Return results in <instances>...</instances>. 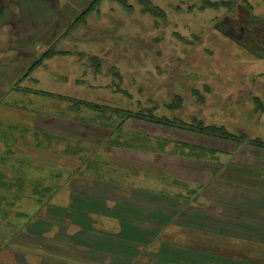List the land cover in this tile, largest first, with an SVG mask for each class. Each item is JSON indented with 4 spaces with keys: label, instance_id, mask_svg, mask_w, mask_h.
<instances>
[{
    "label": "crops",
    "instance_id": "1",
    "mask_svg": "<svg viewBox=\"0 0 264 264\" xmlns=\"http://www.w3.org/2000/svg\"><path fill=\"white\" fill-rule=\"evenodd\" d=\"M19 1L10 0V5L27 6L30 11L18 21L7 16L9 6L0 1V30L7 28L6 34L0 32V100L11 91L24 93L23 85L31 80L34 88L28 93L49 99L47 104L54 109L40 106L27 119L22 116L32 130L15 145L11 156L0 146V160L6 158L0 166L25 169V177L32 179L49 170L55 175L54 184L65 187L58 202L44 206V218L21 227L0 221V264H264V160H235L243 157L247 144L222 139L212 138L209 143L239 148L210 147V159L182 151L158 153L122 142L120 133L127 122L126 136L161 137L168 150L183 146L170 137L185 134L129 117L126 112L133 111L115 104L119 89L114 88L113 79L107 82L88 63L97 53L88 55L76 46L75 50L56 49V38L47 50L54 51L51 57L31 69L47 53L40 54L34 47L40 29L15 32V47H11L9 26L21 21L48 26L57 20L66 25L73 22L36 17L42 9L39 4ZM55 31L50 33L53 37ZM28 56L33 61L20 60ZM60 57L70 58L71 69L60 67ZM14 71L20 75L9 81ZM41 85L47 90L40 89ZM57 86L65 90L56 93ZM86 90L90 97L83 95ZM79 104L110 105L116 112ZM111 116L120 121L116 128ZM158 128L167 130L165 136L155 132ZM142 129L151 132L144 136L139 134ZM94 146L99 150L97 162L88 150ZM255 149L264 155V149ZM153 171H162L161 178Z\"/></svg>",
    "mask_w": 264,
    "mask_h": 264
},
{
    "label": "rangeland",
    "instance_id": "2",
    "mask_svg": "<svg viewBox=\"0 0 264 264\" xmlns=\"http://www.w3.org/2000/svg\"><path fill=\"white\" fill-rule=\"evenodd\" d=\"M0 1L2 6H9L8 12L5 9V12L1 13L3 17L7 12L8 17L12 16L18 21L21 17L26 18L30 11L27 6L19 9L10 5V0ZM14 1L20 3L19 0ZM96 1L21 2V4H39L42 9L39 15H34L36 17H62L73 24H61L57 23V20L55 24L48 26L21 21V24L9 26L11 47H15V32L27 34L33 27L34 33L36 29H40V40H38L40 42L37 41L34 44V47H38L40 54L47 52L49 45L56 38L59 40L56 49L75 50L73 46H76L75 48L87 50L88 55L97 53V59L88 60V63L101 72L100 75L104 76L107 82L108 79H113L114 88L118 86L115 104L116 101L119 102L116 105L120 108L133 112L153 113L154 116L167 118L181 127L194 122L225 126L229 132L236 134L241 143L248 145L243 149V157H236L235 160L251 162L264 160V155H258L255 149L258 147L252 145L255 141L264 143V57H262L264 47L249 46V49H252L248 50L225 34L228 33L239 40L245 37L244 31L240 30V25L249 24L247 21L250 15H253L254 22L257 24L250 25L253 32L261 31L262 28L264 32V0ZM93 3L95 4L92 11L75 24L76 19L78 20ZM49 4L51 8L47 7ZM211 4L215 6L210 7ZM63 7H65L64 10ZM2 28L0 32L6 34L7 28ZM54 30H56L55 37L52 36L53 33L50 34ZM50 52L54 53V51ZM28 57L20 60L33 61L32 57ZM11 59L7 60L11 63ZM59 59L62 61L60 67L62 66L66 71L71 69L69 57ZM81 59L87 58L82 56ZM59 64L58 62L57 66ZM51 67L54 65L48 66L49 69ZM16 71L9 74V81L20 75ZM23 87L26 89L24 93L11 91L0 100L2 132L10 131V124L27 125L25 119L29 114L39 110L40 106L46 109L51 105L47 104L49 99L28 93L29 89L34 88L31 80H27ZM39 87L47 90L43 85ZM63 90H65L63 86L55 89L56 93ZM79 94H82V91H79ZM83 95L90 97L88 91ZM51 106L54 109V106ZM100 106L108 114L116 111L110 105L107 107L100 104ZM24 115L25 119L22 117ZM113 118L116 128L120 121L117 117ZM129 126L127 122L120 133L122 142L128 145L156 150L158 153L182 151L187 156L208 157V159H210L209 155L213 154L209 152V148L215 146L209 143L213 139L198 136L196 131L186 129L183 130L185 135L170 137L183 146L178 150H174V146H171L168 150L165 147L166 142L161 141V137L158 140L157 138L149 140L146 139L147 135L143 138L126 136ZM135 127L139 129V123ZM13 131L17 133L19 130ZM141 131L142 133H138L142 135L151 132L147 129ZM166 131V129L158 128L155 132L165 136ZM188 145L194 148L185 147ZM224 145L215 147L218 146L226 151L239 148L236 145ZM88 150L92 151L91 156L95 157L96 152H99L96 146L89 147ZM96 158L95 162L100 160V156ZM21 170L23 172V169H0V173L6 172L10 176L4 177L0 174V221L3 223L9 221L10 225L16 224L20 227L21 224H32L36 218H44L43 210L46 208L39 205L35 199L27 197V193H31L29 189L25 192L26 195H23L24 198L20 199L21 194L19 197L18 188H15V185L22 183L21 180H17L18 183L14 184L13 174ZM153 172L154 176L161 178L162 171ZM24 173L26 174V170ZM39 182L48 186L56 185L52 184L55 182H51L49 173H46V178L40 177ZM56 187V191L49 193V189L44 196L46 199H51L50 203L58 202L57 197L65 185L53 186V188ZM18 229L25 230L19 227Z\"/></svg>",
    "mask_w": 264,
    "mask_h": 264
},
{
    "label": "trees",
    "instance_id": "3",
    "mask_svg": "<svg viewBox=\"0 0 264 264\" xmlns=\"http://www.w3.org/2000/svg\"><path fill=\"white\" fill-rule=\"evenodd\" d=\"M94 4L95 3H93V5H91L90 8H87V10L84 11V13L78 18V20H76V24H78L88 13H90V11H92V9L94 8ZM214 6H215L214 4H211L210 7H214ZM254 19L255 18L253 17V15H250V17L248 18V21H247V23H249V24H243V25L241 24L240 25V30H243L245 35H246L245 37H242L241 40L234 38L233 36L229 35L228 33H225V34H227V36L230 39L237 41L238 43L241 44V46H243L244 48H247L248 50L252 49V48L249 49V46H251V47H260V46L264 47V36L262 35L263 28H262L261 31H255L254 30L255 31V33H254L253 30H252L253 28L250 26V25H255L256 24L254 22ZM247 29H248V31H247ZM263 34H264V32H263ZM52 54L53 53H51L50 51L47 52L43 56V58L40 59V61H37V62H35L33 64L31 69H33L35 66L39 65V63H41V61H43V59L51 56ZM262 57H264V55ZM94 59H97V58H94ZM30 71L26 74L25 77H27L29 75ZM79 105H84V106H86V107H88V108H90L92 110H96V111H99V112L100 111H102V112L105 111V110L102 109L101 106H97V105H92V104H79ZM126 113H127V115H129V117L132 116V117H135L137 119L147 120L148 122H151V123L153 122V123H155L157 125L173 127V128H177V129H181V130H186L187 129L188 131H193V132L196 131V132H198V134L207 136L208 138L228 140V141H232L234 143L243 144V142L242 143L240 142V139L236 136V134H233V133L229 132L228 130H226L222 126H216V125L207 126V125H204V124H202L200 122H197V123L194 122V123H191V124L187 123L186 127L185 126L181 127L180 125H177L175 123L173 124V122L170 121V120H167V118L157 117V116H154L153 113H146V111H144V112L139 111V112H135V113L127 111ZM2 122L3 121H0V125H1ZM14 126H16V127H14ZM10 127H11L10 131L7 130L6 132H2L3 128L0 129V136H1L0 137L1 138L0 139V144H2V146L7 149L8 154L11 156L14 153L15 145L17 143H19V141H21V140L22 141L26 140L27 139L26 135H28L32 129H31V127L29 125L20 126L19 124L18 125L10 124ZM14 129L15 130L18 129L19 131L17 133H15L13 131ZM35 136H36V134H35ZM252 145H255L258 148L264 149V143H262V142L255 141V142H252ZM5 160H6V158L4 156L0 160V162H4ZM0 169H6V168H1V166H0ZM24 171H25V169H23V172L21 170L17 174H13V177H14V180H15L14 184L18 183V182H16L17 180L18 181L21 180V183H22V184L20 183L21 185H15V188H18L19 197H20V194H21L20 199L23 197V195H26L25 192H28L27 190L29 189L31 191V193L30 194L27 193V195H28L27 197L28 198L35 199L36 202L39 205H42L43 207L46 206L47 203L49 205L51 199L50 198L46 199L44 196L48 193L49 189H50L49 193H52L53 190L56 191L57 187L53 188V186L55 187L58 184L53 185V186H48L47 184L43 185L44 183L43 182L42 183L39 182V179H40V177L46 178V173H49V178L51 179V182H52V181H54L55 175L50 173L49 170H46V171H41L39 178L32 179V178H26ZM0 174L4 175V177H5V175L7 177H10L6 172H5V174L3 172L0 173ZM52 184H54V183L52 182Z\"/></svg>",
    "mask_w": 264,
    "mask_h": 264
}]
</instances>
